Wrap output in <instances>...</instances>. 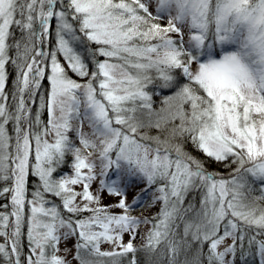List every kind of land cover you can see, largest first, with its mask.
<instances>
[{
  "label": "snow or ice",
  "instance_id": "obj_1",
  "mask_svg": "<svg viewBox=\"0 0 264 264\" xmlns=\"http://www.w3.org/2000/svg\"><path fill=\"white\" fill-rule=\"evenodd\" d=\"M9 207L0 264H264V0H0Z\"/></svg>",
  "mask_w": 264,
  "mask_h": 264
},
{
  "label": "rangeland",
  "instance_id": "obj_2",
  "mask_svg": "<svg viewBox=\"0 0 264 264\" xmlns=\"http://www.w3.org/2000/svg\"><path fill=\"white\" fill-rule=\"evenodd\" d=\"M87 130V129H86ZM71 135V134H70ZM71 159V157H69V160ZM72 169L70 164H65L63 167H61L58 170L57 174H54L56 176L59 175H72ZM35 186V181L33 180L32 182V187ZM97 188L96 184H93L92 190L95 192ZM76 190L79 191L80 188L79 186H76ZM137 191H139L137 189ZM199 194V192H197ZM190 194V193H189ZM200 197H201V193H200ZM49 200H53V197L49 196L48 197ZM131 199V198H130ZM152 191L149 190V192L145 193L143 195V205L141 206H137L136 211L133 213L134 215L140 217L141 219H150L152 216H155L157 212H159L161 204L159 202L153 204L152 203ZM57 203H59V201H56ZM104 204H110L112 203V199L109 198L106 194L104 195L103 201ZM189 203V202H187ZM187 205V204H186ZM197 209H199V204L196 207ZM151 227V225H145L142 226L140 229V233H141V237L138 238V242L142 243V237L144 235H146L148 229ZM26 231V228H25ZM128 237L125 236V241H127ZM26 243L27 245V239L26 236L24 238V244ZM75 244V238H72L68 241L67 245H65L64 243L61 244V249L63 250L65 247L72 249V252L75 251V249L73 248V245ZM247 247V244L245 242V248ZM110 248L109 245H103L102 249L103 250H108ZM65 253L62 251L61 255H64ZM68 259L72 262V264H76L75 261L72 260V255L68 254ZM236 264H244V259L240 257L239 255V251L237 252V258H236ZM247 264H259L258 258H253L252 256H248L247 257Z\"/></svg>",
  "mask_w": 264,
  "mask_h": 264
},
{
  "label": "trees",
  "instance_id": "obj_3",
  "mask_svg": "<svg viewBox=\"0 0 264 264\" xmlns=\"http://www.w3.org/2000/svg\"><path fill=\"white\" fill-rule=\"evenodd\" d=\"M9 79H10V81H11V84H9L7 87H6V91L7 92H11L12 90H13V88H14V85H15V79H14V75L12 74V72H11V70H9ZM185 148H186V150L188 151V152H190L192 155H195V156H199V155H201L200 153H198L197 151H196V149H195V147L194 146H192L190 143L189 144H187L186 146H185ZM210 171L212 170L211 168L209 169ZM200 193L198 194L197 192H192V193H190L189 195H188V197H187V199H186V204H187V202H191V203H193L196 207L198 206V204H199V201H200ZM4 202H6V201H4ZM10 210V207H9V209H0V211H9ZM4 241H3V238L2 237H0V243H3ZM25 245V249H24V251H25V254H27V248H26V243L24 244Z\"/></svg>",
  "mask_w": 264,
  "mask_h": 264
}]
</instances>
